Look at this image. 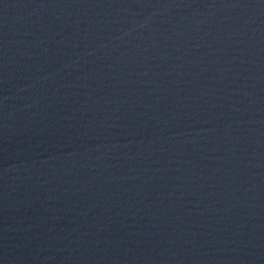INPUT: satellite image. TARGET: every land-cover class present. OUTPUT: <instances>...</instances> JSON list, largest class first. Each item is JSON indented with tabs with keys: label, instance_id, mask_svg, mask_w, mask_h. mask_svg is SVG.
Returning a JSON list of instances; mask_svg holds the SVG:
<instances>
[{
	"label": "water",
	"instance_id": "water-1",
	"mask_svg": "<svg viewBox=\"0 0 264 264\" xmlns=\"http://www.w3.org/2000/svg\"><path fill=\"white\" fill-rule=\"evenodd\" d=\"M0 264H264V0H0Z\"/></svg>",
	"mask_w": 264,
	"mask_h": 264
}]
</instances>
